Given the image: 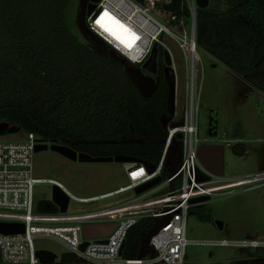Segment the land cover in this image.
Wrapping results in <instances>:
<instances>
[{
    "label": "trees",
    "instance_id": "16d2710c",
    "mask_svg": "<svg viewBox=\"0 0 264 264\" xmlns=\"http://www.w3.org/2000/svg\"><path fill=\"white\" fill-rule=\"evenodd\" d=\"M221 1L197 10V47L264 94V0H233L227 11ZM73 5V0H0V123L94 158L126 156L158 165L166 137L161 118L169 116L165 50H159L158 87L145 94L133 66L74 22ZM162 7L190 17L183 0ZM108 22L117 37L118 27ZM155 225L144 219L129 231L123 260L144 258ZM256 254L264 256V250ZM61 263L80 260L63 254Z\"/></svg>",
    "mask_w": 264,
    "mask_h": 264
},
{
    "label": "built area",
    "instance_id": "2783aa9c",
    "mask_svg": "<svg viewBox=\"0 0 264 264\" xmlns=\"http://www.w3.org/2000/svg\"><path fill=\"white\" fill-rule=\"evenodd\" d=\"M171 1L101 0L85 21L94 37L133 66H143L151 57L155 44L159 50L168 51L172 58L163 39L172 41L185 54L188 62L185 107L179 112L175 105V113L169 117L166 137L162 141L163 150L158 165H153L154 172L150 173L148 163L139 160L123 163L128 180L126 186L91 197H78L59 181L34 177L35 148L43 143L34 134H29L22 142H0V224L24 227L23 233L0 232V264H44L37 252L48 250L37 248V240L62 244L68 254L80 260L78 264H185L189 214L205 203H194V200H211L264 188V172L227 179L212 173L199 158V149L206 142L200 138L197 126L200 92L196 16L199 7L197 0H183L190 17L183 15L179 18L162 7ZM105 13L106 20L126 29L129 43L118 40L106 30V22L100 21ZM164 16L168 18L164 19ZM199 176L207 180H201ZM158 178L160 182L154 187L140 194L136 192L139 187ZM40 182L60 188L70 198V204L76 201L87 209L69 214V204L67 212L61 213L60 208L51 203L53 211H36L34 185ZM127 192H132L133 197L102 204ZM144 219L156 222V230L151 234L147 248L151 253L156 252L157 257L123 260L121 251L129 231ZM104 224H116L109 236L84 238V226ZM84 243L88 245L82 250ZM209 244L252 250L253 253L240 264H264V256L256 254V251L264 250V238L221 240ZM51 264H62L61 259L56 255Z\"/></svg>",
    "mask_w": 264,
    "mask_h": 264
},
{
    "label": "rangeland",
    "instance_id": "374dc122",
    "mask_svg": "<svg viewBox=\"0 0 264 264\" xmlns=\"http://www.w3.org/2000/svg\"><path fill=\"white\" fill-rule=\"evenodd\" d=\"M231 1L233 0H222V10L227 11ZM73 4V20L79 22L82 27V22L88 18L86 0H73ZM165 18L168 17L164 16ZM108 25L105 27L109 32ZM116 26L118 27L117 24ZM187 28L189 30L190 26ZM117 33L119 39L125 38L126 34L120 26ZM163 42L172 53V67L176 76V107L182 112L187 94L188 62L185 54L172 41L163 39ZM106 49L117 56L111 48ZM197 51V78L199 69L201 71L200 83L197 82L200 92L197 126L200 138L206 140L203 145L224 147V178L233 179L264 172V94L256 91L224 64L217 62L199 48ZM162 61L166 67L165 60ZM131 72L142 90L153 89L151 74L144 71L142 65L133 66ZM26 138L24 133L4 134L0 136V142H22ZM33 172L36 179L61 182L78 197L112 192L128 184L122 163L74 162L51 148L34 154ZM53 191L54 186L48 182L34 185L36 211L42 212L44 206L53 203ZM132 197V192H127L103 201L102 204ZM85 209V205L72 201L69 214ZM219 224H222V228ZM261 238H264V188L214 197L201 207L192 209L189 214V244L186 247L184 262L240 264L253 253L252 250L209 243ZM35 244L39 249L53 252L59 259L63 254H68L62 244L52 240H37Z\"/></svg>",
    "mask_w": 264,
    "mask_h": 264
},
{
    "label": "water",
    "instance_id": "95a60500",
    "mask_svg": "<svg viewBox=\"0 0 264 264\" xmlns=\"http://www.w3.org/2000/svg\"><path fill=\"white\" fill-rule=\"evenodd\" d=\"M101 0H87V15H91V13L94 11L96 4L100 2ZM197 4L199 9H207L210 5V0H197ZM82 25L86 31V33L93 37L95 41L98 43H101L96 37H94L91 32L86 28L85 22H82ZM158 57H159V48L158 45L155 44L153 52L149 60L142 66V69L146 71L147 73H150L152 75H156L158 72ZM164 59L166 63V81L169 88V100H168V114L169 116H173L175 113V105H176V76L173 69V62L171 55L168 51L164 52ZM201 78V71L199 69V76H198V82L200 83ZM143 93L149 94V89H144ZM168 115H164L161 118V124L164 129H166L169 118ZM19 131V128L16 126H13L9 123H0V136H3L4 134H16ZM181 138V136H179ZM49 148H51L54 152L66 157L67 159L71 161H79L82 163H111V162H117V163H128V162H135L136 159L132 157H126V156H120L116 158H94L86 153H78L74 149H72L69 146H62L58 145L56 143H53L51 146H49L48 143H40L35 148V153L47 151ZM199 158L204 163V165L215 175L218 176H224L225 173V160H224V147L221 145H214V146H207L203 145L199 149ZM147 169L150 173L154 172L155 167L153 165L147 164ZM201 180H207L206 177L199 176ZM160 182V178L151 181L137 189V193L140 194L146 190H149L150 188L154 187L156 184ZM208 201L207 198H201L194 200V203L197 202H206ZM53 203L57 205L60 208L61 213H66L70 204V198L64 193L60 188L54 187L53 191ZM222 228V224H219ZM116 227V224H104V225H86L84 226V238L85 239H95V238H106L111 234V232ZM0 232L5 234H12V233H23L24 227L22 225H6V224H0ZM151 236V235H150ZM149 236V238H150ZM148 238V240H149ZM88 243H84L82 245V250H85ZM148 245V241H147ZM125 246H123L121 253L123 252ZM149 255L152 259L157 257L156 252H147L144 255V258ZM38 258L42 261L44 264H51L55 261L56 255L52 252L48 251H38L37 252ZM143 258V259H144Z\"/></svg>",
    "mask_w": 264,
    "mask_h": 264
},
{
    "label": "flooded vegetation",
    "instance_id": "af4514ba",
    "mask_svg": "<svg viewBox=\"0 0 264 264\" xmlns=\"http://www.w3.org/2000/svg\"><path fill=\"white\" fill-rule=\"evenodd\" d=\"M86 3H88L87 2V0H86ZM158 70H159V66H158ZM165 70H166V67H165ZM150 74V73H149ZM151 78H152V82H153V84H154V86H153V89H150V95H152L155 91H156V89H157V87H158V81H159V79H158V72H157V74L156 75H152L151 74V76H150ZM62 146H66V145H63V144H61Z\"/></svg>",
    "mask_w": 264,
    "mask_h": 264
},
{
    "label": "bare ground",
    "instance_id": "6f19581e",
    "mask_svg": "<svg viewBox=\"0 0 264 264\" xmlns=\"http://www.w3.org/2000/svg\"><path fill=\"white\" fill-rule=\"evenodd\" d=\"M108 18V16H103V18L100 20V21H103V22H106V24H109V19L108 20H106ZM106 20V21H105ZM107 26V25H106ZM121 29H123L124 30V33L126 34L125 35V38L123 39V40H121V39H119L118 37H116V36H113V37H115V38H117L118 40H120V41H125V42H127V43H129L128 41H129V37H128V34H127V31H126V29L125 28H121ZM131 42V41H130Z\"/></svg>",
    "mask_w": 264,
    "mask_h": 264
},
{
    "label": "snow or ice",
    "instance_id": "6c2138e0",
    "mask_svg": "<svg viewBox=\"0 0 264 264\" xmlns=\"http://www.w3.org/2000/svg\"><path fill=\"white\" fill-rule=\"evenodd\" d=\"M105 16H107V13H105Z\"/></svg>",
    "mask_w": 264,
    "mask_h": 264
}]
</instances>
